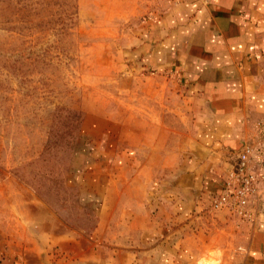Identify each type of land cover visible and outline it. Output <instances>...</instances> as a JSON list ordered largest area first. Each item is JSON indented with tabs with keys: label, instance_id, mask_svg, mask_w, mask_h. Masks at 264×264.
I'll list each match as a JSON object with an SVG mask.
<instances>
[{
	"label": "crops",
	"instance_id": "crops-1",
	"mask_svg": "<svg viewBox=\"0 0 264 264\" xmlns=\"http://www.w3.org/2000/svg\"><path fill=\"white\" fill-rule=\"evenodd\" d=\"M141 4L142 23L117 56L122 78L131 92L139 82L159 94L176 76L187 100L173 117L188 132L160 145L156 162L136 163L130 148L113 169L125 180L92 184L98 203L87 234L53 232L30 201L18 208L0 196V264H264V186L252 220L200 206L243 143H264V0Z\"/></svg>",
	"mask_w": 264,
	"mask_h": 264
},
{
	"label": "rangeland",
	"instance_id": "rangeland-1",
	"mask_svg": "<svg viewBox=\"0 0 264 264\" xmlns=\"http://www.w3.org/2000/svg\"><path fill=\"white\" fill-rule=\"evenodd\" d=\"M142 1L0 0V196L30 201L53 232H91L92 184L125 180L113 169L130 148L136 163L156 162L188 132L173 117L187 100L176 76L159 94L122 78L117 56Z\"/></svg>",
	"mask_w": 264,
	"mask_h": 264
},
{
	"label": "built area",
	"instance_id": "built-area-1",
	"mask_svg": "<svg viewBox=\"0 0 264 264\" xmlns=\"http://www.w3.org/2000/svg\"><path fill=\"white\" fill-rule=\"evenodd\" d=\"M264 186V143H243L220 189L207 202L201 203V211L213 214L227 210L240 219L252 220L259 203V190Z\"/></svg>",
	"mask_w": 264,
	"mask_h": 264
}]
</instances>
